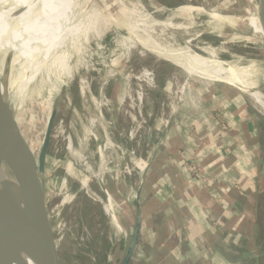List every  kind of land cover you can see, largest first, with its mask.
Instances as JSON below:
<instances>
[{
    "label": "rangeland",
    "instance_id": "obj_1",
    "mask_svg": "<svg viewBox=\"0 0 264 264\" xmlns=\"http://www.w3.org/2000/svg\"><path fill=\"white\" fill-rule=\"evenodd\" d=\"M29 1L35 4L36 10L40 9V0H0V17L6 20L8 16L12 21V10L18 12ZM97 1H82L83 7ZM111 2L107 8L96 7L102 14L101 23L95 28L98 32L82 34L74 46L68 44L62 49L67 56V72L49 67L48 73L42 72L34 79L24 97H15V114L21 118L25 116L26 120L28 115V120L35 122L37 119L36 110L32 115L28 111L30 105L42 109L46 104V109L56 110L42 179L58 246V264L119 262L124 237L131 226L123 205L115 200L124 201L127 197L132 201L139 187L141 171L145 172L149 161L162 149L159 140L176 125L189 126L196 121L203 123L204 129L210 123L221 124L220 133L229 138L223 151L228 155L230 165L234 164L246 174V180L240 179L237 183V179L232 188L238 191L237 196H246V217L253 226L243 224L241 227L247 239L241 235L235 240L230 239L228 245L239 255H253L249 262H257L259 257L260 264H264V109L259 107L248 89L252 85V91L264 101V46L257 40L258 32L250 30L245 34L242 28L247 16L259 17L257 0ZM4 7L8 10L2 12ZM163 8H166L165 12ZM5 35L8 36L9 31L3 27L0 42L9 39ZM144 43L152 47L147 44L146 47ZM182 47L187 48L184 51ZM163 51L170 53L162 54ZM190 57L206 59L209 67L194 65L199 71L195 69L197 72L190 74L188 69L194 67L189 65L192 63ZM232 60L240 62L233 63ZM241 63H244L243 67ZM227 80H234L246 88ZM232 122L237 124L234 128L229 125ZM149 131L154 135V145L147 147L145 138ZM194 131L192 126L188 133L194 135ZM43 135L44 130H40V139L35 143L27 136L26 143L33 148L31 151L35 156ZM180 139L185 144L188 138ZM196 149L194 145L186 152L178 149V155L188 153L184 156L186 160L180 165L173 158L170 165L183 168L189 178L204 183L202 170L195 163ZM252 160L256 163L255 174L251 173ZM247 175L253 177L247 178ZM97 179L103 181L107 192L111 191L113 197L110 196L109 203ZM128 188L134 191L129 193ZM145 190V187L141 189L140 200L142 198L146 205L151 204L153 193L150 195ZM126 193L129 194L126 196ZM180 207H183L182 214L175 211ZM191 208L190 202H178L176 209H168L164 204L147 206L146 220L150 224L144 227L130 264H182L183 260V264H196L195 257H189L193 240L183 223L184 217L194 212ZM213 225V229L220 231L219 224ZM217 231L215 233L220 235ZM216 244L212 240L214 252L220 248ZM239 260L241 262V258Z\"/></svg>",
    "mask_w": 264,
    "mask_h": 264
},
{
    "label": "crops",
    "instance_id": "obj_2",
    "mask_svg": "<svg viewBox=\"0 0 264 264\" xmlns=\"http://www.w3.org/2000/svg\"><path fill=\"white\" fill-rule=\"evenodd\" d=\"M258 3L259 0H257V6ZM205 86L207 88V85ZM235 124L234 122L229 123L232 127ZM189 126L181 123L176 125L170 132H167L165 135L163 134L164 137L159 140V146L161 145L162 149L159 154L149 161L145 172L141 171V175L144 174V186H142V189L145 187L150 195L153 193V196L151 204L149 203L146 205L142 198L140 200L143 217L140 239L144 227L146 224H150L149 220H146L147 215L145 209L147 206L152 207L156 204L158 207L164 204L168 209H176L178 202H190L191 209L194 212L191 214L189 213V215H187L188 217L185 216L183 223L189 231V237L193 240L189 257H195L196 264H213L214 262H216L215 264H244L246 262L249 264H260L258 255H256V258L258 257L257 262H249L253 255H245V253L239 255L236 250H232L233 247L231 248L228 245L230 239L238 238L241 235L246 236L243 227H241L243 224L244 226H253L246 217V196H237L238 191L232 188V185H235L237 179V183L241 180H246V174L240 170V168H236L234 164L230 165L228 155L223 151L226 145L225 141H228L229 138L220 133L221 124H219V122L210 123V126L206 127V129H204L205 125H203V123L198 124L197 121L191 122ZM192 126L196 130L194 131V135H191V132L188 133ZM236 134H238V132H236ZM147 135L145 138L146 146H153L154 135L151 133L149 142H147ZM180 137L188 138L187 142L182 144L183 141H181ZM190 145L197 147L196 152H194L197 157L195 163L202 170L203 174L201 176L205 179L204 183L189 178L187 176L188 174H186L187 172L183 168L176 169L170 165V161L173 158H176L180 165L184 163L186 160L184 156L188 153H184V155L181 156V154L178 155L177 151L178 149L183 152L189 151L188 147H190ZM239 159L240 158L237 159L238 162L236 161L237 164L240 162ZM252 161L251 173L253 174L254 172L255 174L256 163L255 160ZM237 167H239V165H237ZM248 177L249 175H247V178ZM251 177L253 176L250 175L249 178ZM245 183L246 182H244V184ZM128 191L131 193L134 190L128 188ZM108 192L111 196V191L108 190ZM129 193H126V196ZM111 197H113V195ZM129 200L125 197L124 201L118 200V198L115 201L123 205L125 215L129 217L131 225L128 207L133 206V203ZM177 210L179 214H182L183 207L175 211ZM214 222L220 225V231H217L218 229H213ZM170 224L173 225V223ZM170 224L167 223L166 225ZM216 231L220 233V235L216 234ZM250 235L251 233L249 232L248 237H250ZM212 240L217 243L216 246L220 247L217 248L216 252L213 251ZM201 245L204 246V248H202ZM235 248L239 250L237 245ZM200 250L203 252L201 253ZM238 257L241 258V262ZM232 258H235V260H231Z\"/></svg>",
    "mask_w": 264,
    "mask_h": 264
},
{
    "label": "bare ground",
    "instance_id": "obj_3",
    "mask_svg": "<svg viewBox=\"0 0 264 264\" xmlns=\"http://www.w3.org/2000/svg\"><path fill=\"white\" fill-rule=\"evenodd\" d=\"M81 1L82 0H40V2H39L40 3V6H39L40 9L39 10H36L35 4H33L29 1V2H26L25 4H27V5H24L25 7L22 8L21 10H19L18 12H15V10H12L13 11L12 15H14V19L12 21L10 18H8V16L6 17V20H4L0 17V29H3V27H6V29H8V31H9V35H8L9 39H5L6 44L3 41L0 42V141L5 139L6 136L9 133H11L10 131L13 130V129H11V127H12L11 123H13V122L15 124L13 127L16 126L15 135L19 134V135L23 136L25 140H28L27 136H29L33 140L31 143H35V140L40 139V137H39L40 130L45 131V127L47 125L48 119H49L50 114H51V109L50 108L46 109L48 107V106H46V104L42 106V109L39 106L35 107V106L30 105L28 108V111H30V113L32 115V113L36 110L37 119L35 122H33L32 120H28L29 119V115H28L27 116L28 119L26 120V118L24 119L25 116L21 118L20 116L15 114V112H16L15 109H16V104H17L15 97L17 96L18 97L17 99L24 97V95L27 93V88H29V86L32 85L34 79L37 76L41 75L42 72L47 71L48 70L47 68H49V67H54V69L60 70L63 73L65 71L67 72L68 71V69H67V56H66V54L62 53V49L65 48L68 44H70L71 46L72 45L74 46V44L79 41L80 35H82V34H85L88 32L92 33V31L98 32V30L97 29L95 30V28L97 27L98 24L101 23L102 14L100 12L96 11V7H106L107 8L112 3L111 0H99L95 4H93L92 6H89V7H83L84 4L81 3ZM258 6H259V17L251 18V16L250 17L247 16V18H246L247 20L243 21L245 24L242 25V28H244L243 32L245 34H248V32L250 30L258 32L259 35H258L257 40L264 46V0H259ZM145 9H146V7H145ZM165 9L163 8V11ZM6 10H8V8L4 7V9H2V12H5ZM172 14H173V12H172ZM131 17H132V15H131ZM173 17H174V15H173ZM241 20H243V19H241ZM160 24H161V22H160ZM182 25H183V23H182ZM107 29H109V28H107ZM182 29H184V28H182ZM187 29H189V28H187ZM129 32H130V30H129ZM163 33L166 34L165 32H163ZM135 35L136 34H134L133 36H135ZM6 36L7 35H5V37ZM89 37H88V39H89ZM171 37H172V35H171ZM115 40H117V39H115ZM139 40H140V38H139ZM138 44H139V42H138ZM146 44H145V46H146ZM147 45H150V44H147ZM154 45H153V47H155ZM92 46L94 47V45H92ZM150 46H148V47H150ZM140 48H141V46H140ZM185 48H187V47H185ZM185 48H183L184 51H185ZM208 48H210V47H208ZM131 49H134V47L133 48L131 47ZM146 49L148 50V48H146ZM128 50H130V48L126 50V54H127V52H129ZM157 50H159V48H157ZM165 50H167V49L165 48ZM154 52H155V49H154ZM188 52H191V51H188ZM90 53H91V51H90ZM164 53H167V52L163 51L162 54H164ZM169 53H167V54H169ZM186 53H187V51H186ZM171 54H173V53H171ZM183 54H184V52H183ZM178 55L181 56V53ZM156 56L160 57L161 55L157 54ZM164 56L165 55H163V57ZM209 57H211V56H209ZM174 58L180 59V57H174ZM160 59L161 58H159V60ZM169 59H170V57H169ZM189 59L192 62V63L189 62V65L192 64L193 66L195 65V66H198L199 68L200 67H202V68L209 67L208 62H206V59L205 60H203V59L199 60L196 57H190ZM236 60H237V58H236ZM177 61H175V62H177ZM234 62H236V61H233V63ZM238 62H240V61H238ZM238 62H236V63H238ZM244 63H246V62H244ZM244 63H241L242 67H243ZM249 64H247V65H249ZM240 65H238V66L241 67ZM188 66H186V67H188ZM195 66L193 68L188 69L190 74L192 72L196 71L195 69H197V68H195ZM218 67H220V64ZM221 67H222V65H221ZM245 67H248V66H245ZM232 69L234 70L235 67ZM253 70L255 71V69H253ZM47 73H48V71H47ZM207 73H203V74L207 75ZM210 74H212V73L210 72ZM210 74H208V75H210ZM227 74H228V72H227ZM253 74L255 75V73H253ZM236 75H238V74L236 73ZM222 77H224V76H222ZM258 77L259 76H257V78ZM227 82H230L232 84L234 83L236 85L238 84V83H235L234 80L233 81L227 80ZM240 83H241V81H240ZM253 85H256V83H253ZM238 86L243 88V89L246 88L245 86H241L239 84H238ZM251 86L249 88L247 86V88L250 90L249 94L255 100V102L259 105V107L264 109V101L262 100V97L259 94H257L256 92L252 91L253 89H251ZM87 89H88V87H87ZM44 101H46V100L43 99V103H46ZM251 103H252V101H251ZM95 107H96V105H95ZM89 119H91V118H89ZM27 132H28V135H27ZM107 139L105 141V144L107 143ZM68 144L70 145V142ZM104 146L106 147V145H104ZM29 148H30V150L33 149V148L31 149V146H29ZM68 152H69V150H68ZM69 154H70V152H69ZM9 182L13 183L12 184L13 192L16 195H18L19 190H18V186H17L16 182H15L13 176L11 175L9 169L5 165H3L0 168V185L2 186L3 184H8ZM19 260L23 264H37L35 261L30 259L26 255L25 256L21 255V257H19ZM6 262H8L10 264H20L19 262L11 263L8 260H6Z\"/></svg>",
    "mask_w": 264,
    "mask_h": 264
},
{
    "label": "water",
    "instance_id": "obj_4",
    "mask_svg": "<svg viewBox=\"0 0 264 264\" xmlns=\"http://www.w3.org/2000/svg\"><path fill=\"white\" fill-rule=\"evenodd\" d=\"M55 117L56 110H53L37 156L32 153L23 136L15 135L14 122L11 123V133L0 141V168L5 165L9 169L19 190L18 195L13 192L12 182L0 185V264H10L6 260L23 264L19 260L21 255H26L37 264H58V246L50 222L42 179ZM150 138L149 131L147 142ZM143 179L144 174L134 192L133 206L128 207L131 227L126 231L122 254L117 264H130L139 243L143 221L140 204ZM97 180L109 203L110 194L103 181ZM110 213L112 215L111 210Z\"/></svg>",
    "mask_w": 264,
    "mask_h": 264
}]
</instances>
